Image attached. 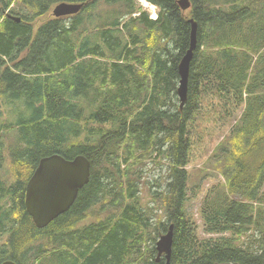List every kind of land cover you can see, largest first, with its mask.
Wrapping results in <instances>:
<instances>
[{"label":"trees","instance_id":"trees-1","mask_svg":"<svg viewBox=\"0 0 264 264\" xmlns=\"http://www.w3.org/2000/svg\"><path fill=\"white\" fill-rule=\"evenodd\" d=\"M15 1L0 0V163L10 172L0 176V262L165 264L156 244L174 224L171 264H264V0H190L187 11L179 0H147L156 19L138 0H23L33 15L13 8L19 21L6 14ZM60 2L85 5L71 23L48 17L36 25ZM105 5L116 7V18L108 20ZM121 5L140 12L121 22ZM85 16L102 27L77 44ZM191 19L197 45L181 108ZM208 96L218 101L217 122L246 106L214 149L224 181L201 200L203 229L214 236L200 237L187 209L200 192L187 166ZM56 153L85 155L91 177L71 208L41 229L26 210V184L39 160ZM156 158L166 159L167 172L150 207L139 196V173ZM89 213L90 222L74 227Z\"/></svg>","mask_w":264,"mask_h":264},{"label":"rangeland","instance_id":"rangeland-1","mask_svg":"<svg viewBox=\"0 0 264 264\" xmlns=\"http://www.w3.org/2000/svg\"><path fill=\"white\" fill-rule=\"evenodd\" d=\"M44 2L45 0H40V3ZM138 3L140 4L139 6H141L143 9L147 10V12L151 14V18L157 15L158 9L156 6H151V4L149 5L146 0H138ZM54 6V3L49 4V10L46 11L45 14H43L42 18L36 19V25L47 21L48 17L51 19L54 18ZM27 7L31 6L24 4L23 0H16L15 3L12 5L11 10L14 8L15 10L17 9V11L19 12L27 13L29 14V16H32L33 11H31ZM105 7L106 10H108L109 12L108 20H112L113 18L117 17L115 6L105 5ZM120 9L122 10V16L119 19L121 22L128 21L131 17L136 18L140 12L137 11L130 15V13L127 12L126 6L121 5ZM13 14L18 15L15 12H13ZM67 17H64V19L67 20V22L71 23L70 19H66ZM69 17H71V15ZM85 17L86 29H84L82 31V34L79 35L76 39L77 44L79 43V40L86 38L89 33L96 30L97 28L102 27L100 25L101 20L98 17H94L92 20L87 16ZM138 29L139 27L137 28L134 25V30L137 31ZM141 33L142 35L148 34L146 30L141 31ZM113 34L121 35L123 37L122 41L128 39V36L125 35V33H119L114 31ZM147 36H144L143 42H147ZM91 39L94 40L95 38L92 37ZM217 102L218 101L216 99H213L211 96H208L207 98L201 100L203 110L200 109L199 112L196 114L194 125L192 126V129L194 128L195 131V136L192 148L190 150V163L188 164L187 168L190 172L191 189H197V191H199L200 193H198L196 198L187 203V209L190 213H194L193 218L197 223V231L200 237L214 236L213 234L206 233L203 229V222L200 215L201 200L204 197L205 193L208 192V190L212 186H214V184L224 181L221 171L219 170V167L223 166L222 162L224 161V159L222 157L215 156L214 149L216 147V144L223 138V136L230 132V130L235 125L236 121L243 116L244 107L246 106L245 100L240 107H238L233 113H231L230 117H228L227 119L221 118L217 122L216 119L218 113H216L214 110L217 107ZM141 167L142 171H140L139 173V196L145 204L150 207H154L156 205V201L153 195L157 190H163L161 188V183H159L158 180H160V182L164 184L163 187H165V178L167 172L166 159L159 158L155 161L148 159L145 163H142ZM0 176L10 177L7 161H1L0 163ZM90 215L94 217L91 213H89L86 215L87 217H84L85 219L83 218L84 220L79 222L78 224L76 221H74L76 222L74 227H77V225L80 224L83 225L90 222L93 219Z\"/></svg>","mask_w":264,"mask_h":264},{"label":"water","instance_id":"water-1","mask_svg":"<svg viewBox=\"0 0 264 264\" xmlns=\"http://www.w3.org/2000/svg\"><path fill=\"white\" fill-rule=\"evenodd\" d=\"M182 10L191 8L190 0H179ZM82 3L62 2L54 7L53 13L60 17L77 14ZM192 22L191 45L179 64L180 82L178 95L181 108L188 100L189 75L194 51L197 45V24ZM91 161L85 155L66 159L59 153L44 156L29 178L26 186L25 206L38 228L47 227L60 215L66 213L74 204L80 189L90 181ZM174 242V224L157 241V259L164 254L165 264H171ZM0 264H18L13 260H4ZM214 264H237L232 262Z\"/></svg>","mask_w":264,"mask_h":264},{"label":"bare ground","instance_id":"bare-ground-1","mask_svg":"<svg viewBox=\"0 0 264 264\" xmlns=\"http://www.w3.org/2000/svg\"><path fill=\"white\" fill-rule=\"evenodd\" d=\"M150 5V4H149ZM152 6V5H151ZM195 22V21H194ZM196 23V22H195ZM197 24V23H196Z\"/></svg>","mask_w":264,"mask_h":264}]
</instances>
